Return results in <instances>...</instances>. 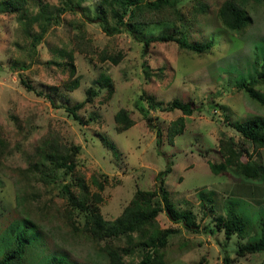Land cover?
Returning <instances> with one entry per match:
<instances>
[{
    "label": "rangeland",
    "instance_id": "1",
    "mask_svg": "<svg viewBox=\"0 0 264 264\" xmlns=\"http://www.w3.org/2000/svg\"><path fill=\"white\" fill-rule=\"evenodd\" d=\"M7 1L0 0V7ZM175 1L181 21L140 26L143 35L178 28L190 42L212 41L209 52H189L172 41L151 43L144 52L127 31H113L114 20L103 11L101 0H26L20 9H0V257L15 231L28 228L40 236L35 252L41 258L64 255L70 264H107L84 235L72 234L54 216L66 206L62 187L72 180L62 170L54 181L37 183L40 202H53L54 209L46 217L32 213L28 224L25 220L18 202L27 189L21 172L26 155L49 133L80 147L75 169L83 172L92 192H100L103 201L98 207L107 219L120 214L137 188H154L158 172L171 167L164 185L176 208L192 211L196 225L187 229L165 212L159 214L160 225L175 230L165 250L168 264H224V256L230 264H264V250L245 256L235 253L260 235L264 149L253 150L231 124L264 117V105L237 87L257 76L256 57L260 64L264 60V1L235 0L247 11L242 33L221 27L217 12L225 0H201L204 11L194 10L196 0ZM96 15L104 19L106 30L99 20H91ZM79 32L91 47L89 53L79 52L75 45ZM33 39L36 52L31 57ZM109 54L121 57L114 63L106 58ZM76 76L79 86L66 89L64 83ZM256 89L264 98V83ZM89 91L93 96L76 110V117L67 111ZM174 99L190 102L192 114L152 107ZM121 108L135 123L118 131L114 115ZM181 115L184 131L170 143L168 127ZM228 137L244 150L243 161L259 162L255 179H243L232 170L218 174L210 170L205 157L220 159L219 141ZM93 175L104 189L97 188ZM227 208L234 209L243 230L229 239L216 223ZM82 217L75 215L77 223ZM140 256L135 250L124 258L137 264Z\"/></svg>",
    "mask_w": 264,
    "mask_h": 264
},
{
    "label": "trees",
    "instance_id": "2",
    "mask_svg": "<svg viewBox=\"0 0 264 264\" xmlns=\"http://www.w3.org/2000/svg\"><path fill=\"white\" fill-rule=\"evenodd\" d=\"M25 2L26 0H8L0 9H20ZM195 2L194 10H205L206 5L201 0ZM101 4L103 11L110 12L114 20L113 31H127L135 41L142 44L144 52L151 43L167 41L176 42L189 52L198 54L207 53L213 47L212 41L190 42L178 28L166 29L155 35H143L140 26L159 24L170 19L177 21L180 18L181 21L175 0H101ZM246 14L245 8L235 0H225L217 12L221 27L229 32L237 33H242L245 29ZM91 20H99L106 30L104 19L99 15L91 18ZM74 42L79 52L89 53L91 50V47L85 42L82 32L74 35ZM35 52L36 39H33L31 57L34 56ZM120 57V54L106 55V58H110L114 63H117ZM259 61V58L256 57L255 62L260 67L257 76L240 82L237 87L250 98L264 105V98L259 95V91L256 89L264 83V60L262 64ZM70 67H72L70 73L74 74L73 63L70 64ZM23 84L29 90L32 89L31 85ZM64 85L66 89L74 90L79 86V77L70 79ZM92 96L93 92L89 91L83 101L67 107V111L76 117V110L83 107L86 102L91 100ZM152 107L162 111L179 109L184 115H191L194 110L190 102H183L180 99H174L167 105L155 103L152 104ZM146 119L150 122V117H146ZM114 120L118 131L127 129L135 123L133 117L123 108L115 113ZM231 124L241 134L244 142L251 144L253 150L264 149V117L253 116ZM184 127V116L181 115L172 121L167 130L170 143L174 142L176 135L183 133ZM157 133L160 136L159 129ZM159 142L160 138L157 140V143ZM79 151V146L67 145L60 137L58 139L57 136L47 133L39 138L32 151L26 155L27 165L21 172V181L24 182L27 189H24L23 196L19 197L18 202L22 203L27 224L32 213L38 217H46L54 209L53 202L47 205L40 202L37 183L39 181L44 183L54 181L57 172L62 170L64 174H69L72 180L62 187L67 198L66 206L63 209H58L54 216L56 219L64 221L65 226L72 234L84 235L91 242L95 251L105 257L107 264H130L124 255L135 250H139L141 255L137 264H168L165 250L169 243V236L175 230L162 227L158 221L159 214L165 212L174 224L181 223L187 229L196 225L192 211L176 208L169 196L168 189L164 185L163 178L170 172L171 167L168 165L164 170L158 172L157 185L154 188H137L120 214L114 219H107L98 207V204L103 201L100 192H92L83 172L75 169ZM218 153L220 159L217 161H213L209 154V158L205 157L213 173L218 174L232 170L243 179H255L258 176L259 162L255 159L243 161L244 150L234 138L220 139ZM248 157L250 158V156ZM100 174L98 175L102 178H108L106 174ZM93 176L92 181L97 185V188L99 190L104 189V183L95 178V175ZM79 213L83 215L81 223H77L75 219V215H79ZM216 223L218 228L224 231L227 239L235 233L238 236L243 234L242 223L233 208H227L225 216L220 215ZM259 224V238L253 242L240 245L235 251L237 256H245L264 250V220H261ZM27 229L22 228L15 231L9 248L0 257V264H70L64 255H51L47 259L39 257L35 248L40 236L38 233L29 232ZM223 260L224 264H230L229 257L224 256Z\"/></svg>",
    "mask_w": 264,
    "mask_h": 264
},
{
    "label": "crops",
    "instance_id": "3",
    "mask_svg": "<svg viewBox=\"0 0 264 264\" xmlns=\"http://www.w3.org/2000/svg\"><path fill=\"white\" fill-rule=\"evenodd\" d=\"M253 193V192H252ZM251 195H254V194H251Z\"/></svg>",
    "mask_w": 264,
    "mask_h": 264
}]
</instances>
